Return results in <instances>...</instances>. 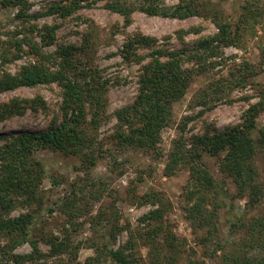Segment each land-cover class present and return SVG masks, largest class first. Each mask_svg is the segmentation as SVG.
I'll list each match as a JSON object with an SVG mask.
<instances>
[{
    "label": "trees",
    "instance_id": "16d2710c",
    "mask_svg": "<svg viewBox=\"0 0 264 264\" xmlns=\"http://www.w3.org/2000/svg\"><path fill=\"white\" fill-rule=\"evenodd\" d=\"M92 3L91 0H58L50 3L44 11L28 15L23 11L28 8L27 0H0V9L19 6L20 14L16 17L29 22L31 17L52 14L66 17L81 8L90 7ZM107 8L120 14L126 24L131 21L130 14L140 10L148 15L178 19L197 15L210 18L216 25L217 32L199 38L190 48H152L148 60L141 66L135 99L114 112L116 125L111 138L117 149L141 150L160 157L161 131L171 122L172 104L184 95L194 73L205 72L215 64V58L221 53L220 47L238 45L242 37L240 32L245 27L253 30L254 24L261 21L264 8L263 11L253 9L251 2H245L234 30L232 24L220 20V14L208 0H177L170 6L161 4L160 0H112ZM55 29V25H45L44 32H41L32 24L26 31L20 30L10 37L9 48L0 50L2 63L18 57L23 51V43L27 45L28 54L36 57L35 62L21 66L15 74L3 71L0 92L51 82H57L62 89L61 121L41 131L0 133V234L8 238L6 244L0 245V264H47L43 260L46 256L69 251L70 238L67 235L59 238L37 227L44 213L40 189L43 179L47 177L52 185H57L59 181L43 166L36 152L42 149L59 150L78 158L83 168L94 166L107 152L101 143H96V136L92 132L106 114L108 80L88 56L89 39L79 46L58 48V62L54 55L43 53L31 33L37 31L42 44L48 45L54 40ZM190 30L198 32L200 28ZM18 33H23L19 40L15 39ZM155 43L154 38L142 35L130 37L124 44V56L127 58L135 46L153 47ZM260 51L264 63V44ZM54 64L57 68L51 69ZM253 73L251 64L242 60L229 70L228 76L222 77V87H244L246 79ZM218 90L219 86L214 89ZM260 93L259 100L249 104L244 111L241 122L228 129L196 135L190 139V147L183 136L185 120L190 119L185 116L177 125L179 134L172 140L167 153L164 173L172 175L180 168L188 170L186 217L194 230H205L198 237L200 244L210 248L206 252V255L210 253L207 257L211 259L220 250L222 264H264V214L245 219L243 213L234 208L232 201L225 206L223 198L233 197L230 194L226 196L220 181L204 162L203 154L220 156V170L234 182L236 196H247L251 206L261 201L264 191L255 166L256 155L264 150V126L256 125V117L264 110V89ZM21 101L14 99L0 103V120L23 113L26 101L25 104L24 100ZM70 194L76 197L77 190L72 189ZM102 195H96L97 199ZM139 198L142 203L156 205L141 218L147 228H141L140 237L147 248L150 262L177 264L175 257L182 243L165 222L167 205L163 197L153 191ZM77 202L76 198L66 196L64 204L59 206L66 216V222L72 223L75 213L81 209ZM18 208H26V211L11 215ZM224 208L228 211L226 231L229 233L225 238L220 236L217 225L218 212ZM114 229L118 230L116 227ZM241 230L244 236L230 243L227 241ZM110 237H115V231L110 232ZM24 242L30 244L31 252H15V248ZM40 242L49 245L47 253L40 249ZM90 243L95 251L94 256L87 257L79 264H101L106 259L114 260L117 264L138 262L135 254L125 253L123 248L113 249L109 241L102 245L94 241ZM187 264L206 263L189 260Z\"/></svg>",
    "mask_w": 264,
    "mask_h": 264
},
{
    "label": "rangeland",
    "instance_id": "374dc122",
    "mask_svg": "<svg viewBox=\"0 0 264 264\" xmlns=\"http://www.w3.org/2000/svg\"><path fill=\"white\" fill-rule=\"evenodd\" d=\"M55 1L58 0H27L28 8L23 11L28 15L39 13ZM91 1L93 3L90 7L81 8L69 16L60 17L52 14L31 17L29 22H23L21 18L16 17L18 13L20 14L19 6L0 9V50L9 48L10 37L20 30L26 31L32 24L41 32H44L45 25H55V36L51 44H42L37 31L31 33L40 50L45 54L54 55L58 62L60 59L56 55L58 48L79 46L89 39L88 56L98 67L101 75L108 80L105 95L106 114L95 132H92V135L96 136V143H101L102 148L107 151L104 156L99 158L94 166L83 168L78 158L59 150L42 149L36 152V157L43 166L59 181L57 185H52L47 177L43 179L40 189L43 194L44 213L37 227L47 234L51 232L59 238L66 235L70 238L69 251L46 256L43 260L47 264L83 263L87 257L95 254L90 242L102 245L109 241L113 249L123 248L125 253H133L135 258H138L137 263L127 264H152L147 248L141 241L140 231L141 228H144L143 230L147 228V225L141 222L142 216L156 205L150 202L142 203L139 196L155 191L161 194L167 205L165 222L170 225L171 232L180 239L179 243H182L175 257L176 263L187 264L189 260H202L206 264H222L220 250L214 257L212 255L211 259L207 257L210 253L206 255V252L210 248L208 245L200 244L198 237L203 235L205 230H194L186 217L188 170L180 168L172 175H166L164 167L172 140L179 134L177 125L185 116L190 119L185 120L183 136L190 147V139L196 135L228 129L241 122L248 105L259 100L260 92L264 89V63L260 53V48L264 44V12L261 21L254 24L253 30L245 27L240 32L242 37L238 45L220 47L221 53L215 58V64L208 67L205 72L193 74L184 95L172 104L171 122L161 131L159 146L162 156L155 157L145 151L120 150L115 147L111 138L116 125L114 112L135 99L140 69L148 60L152 48L169 50L190 48L199 38L217 32L216 25L210 18L197 15L178 19L148 15L140 10H134L130 14L131 21L126 24L120 14L107 8V4L112 0ZM208 1L213 3V8L220 14V20L232 24L233 30L245 2H251L253 9L263 11L264 8V0ZM160 3L170 6L177 3V0H160ZM191 28L200 30L194 32L190 30ZM138 35L154 38L156 43L153 47L135 46L133 47L135 53H132V48L126 58L124 44L128 38ZM22 37L23 33H18L15 39L19 40ZM22 48L20 55L11 61L2 63L0 57V77L3 71L15 74L21 66L35 62L36 57L28 54L27 45L23 43ZM242 60L251 64L255 73L246 79L244 87L223 89L222 77L228 76L229 70L234 69ZM55 68L56 64L51 65V69ZM216 85L220 90L214 91ZM14 99L24 100V104L26 101L24 111L1 119L0 133L9 134L20 130L41 131L62 119L60 109L62 89L57 82L21 86L0 92V103ZM256 125L264 126V110L256 117ZM203 160L214 177L220 181L226 196L230 194L233 197L223 198L225 206L232 201L234 208L242 212L245 219L264 214V195L255 206L250 205L247 196H236L234 182L220 170V156L204 153ZM255 166L258 170V181L264 191V150L256 155ZM72 189L77 190L76 197L70 194ZM100 193L103 195L97 199ZM66 196L76 198L78 200L76 205L81 206L79 212L75 213L72 223L66 222V216L59 207L64 204ZM226 208L220 209L217 215V225L223 238L229 235L226 231L228 218ZM25 211L26 208H18L12 211L11 215ZM114 227L118 230L116 231ZM111 231L112 233L115 231L113 238L110 237ZM244 235V231L241 230L227 241L229 243L236 241ZM7 242L8 238L0 234V245ZM39 247L43 253L50 250L49 245L44 242H40ZM31 250L30 244L24 242L14 251L29 253ZM101 264L117 263L106 259Z\"/></svg>",
    "mask_w": 264,
    "mask_h": 264
}]
</instances>
